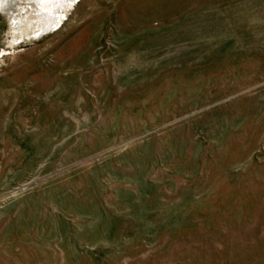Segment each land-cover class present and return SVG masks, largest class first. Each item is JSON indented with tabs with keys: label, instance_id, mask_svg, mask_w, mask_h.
<instances>
[{
	"label": "rangeland",
	"instance_id": "rangeland-1",
	"mask_svg": "<svg viewBox=\"0 0 264 264\" xmlns=\"http://www.w3.org/2000/svg\"><path fill=\"white\" fill-rule=\"evenodd\" d=\"M35 5L0 3V264H264V0Z\"/></svg>",
	"mask_w": 264,
	"mask_h": 264
},
{
	"label": "bare ground",
	"instance_id": "bare-ground-1",
	"mask_svg": "<svg viewBox=\"0 0 264 264\" xmlns=\"http://www.w3.org/2000/svg\"><path fill=\"white\" fill-rule=\"evenodd\" d=\"M19 0H0V3H1V6H2V9H4L5 11H8L9 9H10V7L14 4V3H16V2H18ZM54 1L55 0H28V2H33L34 4H36V5H38V6H40V9L42 10V11H47L48 9H49V7H51V8H53L52 10H50V12H47V13H49V21H48V23H51V22H53V20H54V13H53V10L55 9V7H53L54 5ZM41 3H42V6H41ZM35 5V6H36ZM51 5H53V6H51ZM57 5V4H56ZM58 6V5H57ZM1 9V8H0ZM39 9V8H38ZM49 11V10H48ZM46 13V12H45ZM54 14V15H53ZM43 15V14H42ZM39 16H40V14H39Z\"/></svg>",
	"mask_w": 264,
	"mask_h": 264
}]
</instances>
